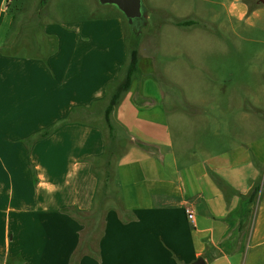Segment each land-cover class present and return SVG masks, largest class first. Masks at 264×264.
Wrapping results in <instances>:
<instances>
[{
    "label": "crops",
    "instance_id": "0c3cea01",
    "mask_svg": "<svg viewBox=\"0 0 264 264\" xmlns=\"http://www.w3.org/2000/svg\"><path fill=\"white\" fill-rule=\"evenodd\" d=\"M11 1L0 0V264H192L199 257L206 264H264V187L251 197L259 173L251 165V141L241 155L235 148L226 156L216 131L211 151L201 143L199 158H185L174 149L170 116L157 99L148 109L133 102V80L110 122L125 135L135 129L147 148L126 146L113 161L115 205L103 213L94 249L89 242L82 247L83 229L99 215L93 214L101 185L95 164L108 143V132L82 114L95 101L104 110L126 49L104 56L97 48H78L79 29L62 32L47 64L18 58L11 48L25 44L8 42ZM247 2L257 3L248 9ZM262 4L231 0L227 13L241 19ZM160 127L164 140L157 136ZM185 205L193 209L194 224Z\"/></svg>",
    "mask_w": 264,
    "mask_h": 264
},
{
    "label": "rangeland",
    "instance_id": "374dc122",
    "mask_svg": "<svg viewBox=\"0 0 264 264\" xmlns=\"http://www.w3.org/2000/svg\"><path fill=\"white\" fill-rule=\"evenodd\" d=\"M230 1L143 0L147 22L131 28L115 6L102 5L98 0H44L42 4L41 0H12L8 11L15 18L8 42L25 44L11 48L14 56L40 60L43 64L54 55L60 35L66 31L82 29L78 48H97L99 53L106 52L104 56L112 54L113 51L108 52L112 48L126 49V61L129 50L136 46L138 70L132 77L131 93L136 90L133 102L148 109V102L157 99L156 106L164 110L166 117L170 116L167 123L174 149L178 154L184 152L185 158H199L205 143L211 151L218 140L216 131L220 134L221 128L224 133L221 137L218 134V138L226 156H231L230 150L235 148L241 155L250 140L251 165L259 172V194L264 187V5L254 15L250 11L237 19L227 13ZM255 3L247 2L248 9ZM185 20L195 24H178ZM110 28L112 32L105 34ZM126 61L121 63L113 83L123 78ZM98 71L96 64L94 74ZM128 96L126 92L118 104ZM145 100L148 102L143 103ZM102 107L103 102H92L91 112L82 115L107 132ZM111 124L116 137L111 147L113 163L126 146L132 145V140L140 138L135 129L125 135L114 120ZM248 127L250 133L242 131ZM157 136L164 140L163 127L158 128ZM95 166L101 175V187L106 173L104 160L97 161ZM108 171L112 180L113 164ZM100 187L97 200L103 202L97 208L101 211L95 225L90 227L87 223L82 231L83 248L89 242L94 249L103 213L117 199L113 182L109 184L112 189L106 195L108 198H101ZM86 219L82 218L83 223L88 222Z\"/></svg>",
    "mask_w": 264,
    "mask_h": 264
},
{
    "label": "trees",
    "instance_id": "16d2710c",
    "mask_svg": "<svg viewBox=\"0 0 264 264\" xmlns=\"http://www.w3.org/2000/svg\"><path fill=\"white\" fill-rule=\"evenodd\" d=\"M11 2H9L7 4L8 9H9L8 6ZM43 2H44V0H41L40 4H42ZM12 17L14 20V18H15L14 15H12ZM178 24L182 25V26H186V25L195 24V22L191 21V20H185V21L178 22ZM137 64H138V54H137V49L135 46L129 50V58H128V61H127L126 67H125L123 78L121 80L117 81L116 83H112L111 85H109L108 100H107V103H106L105 108L103 110V118H104V121L108 127V130H107V132H108L107 133L108 134V143H107V146L105 147V152L103 154V160H104V164L106 167V173H105V176L103 177L102 186L100 187L101 191H102V193H101L102 197L101 198H103V197L108 198V197H106V195L108 194L109 184H110V180H111V176H110L111 172L108 171V167L112 165L111 147H112L113 143L114 144L116 143V138L113 136V133H112V124L110 122V115H111L112 110L116 107V105L120 102L121 98L125 95V93L129 89V87L131 85L133 74L135 73V71L137 69ZM134 100H135V102L137 101L136 97ZM147 102H148V100L143 101V103H147ZM148 103H152V100H150V102H148ZM67 121H68V118L60 120L57 124L52 125V126L48 127L47 129L37 133L35 136L32 137V140H30V141H33L36 138L45 137V136L49 135L55 129L56 126H58L59 124H62L64 122H67ZM131 139H132V137H131ZM132 141H133L132 144H136L138 146L147 148V145L144 144L143 142H141L140 140H132ZM108 172H110V173H108ZM258 190H259L258 186H255L251 190L250 194H251L252 198H254L257 195ZM102 201H103V199L99 203H101ZM71 211L79 218H83L85 215L76 209H72ZM99 212H100V209L96 208V210H95V212H93V214L94 213L98 214Z\"/></svg>",
    "mask_w": 264,
    "mask_h": 264
},
{
    "label": "water",
    "instance_id": "95a60500",
    "mask_svg": "<svg viewBox=\"0 0 264 264\" xmlns=\"http://www.w3.org/2000/svg\"><path fill=\"white\" fill-rule=\"evenodd\" d=\"M98 2L102 5L115 6L125 16L131 28L138 21H142L143 24L147 22V10L143 0H98ZM192 264H206V262L199 257Z\"/></svg>",
    "mask_w": 264,
    "mask_h": 264
},
{
    "label": "built area",
    "instance_id": "2783aa9c",
    "mask_svg": "<svg viewBox=\"0 0 264 264\" xmlns=\"http://www.w3.org/2000/svg\"><path fill=\"white\" fill-rule=\"evenodd\" d=\"M184 210H185V213H186V216L188 218V220L194 224V212H193V209L189 206V205H185L184 206Z\"/></svg>",
    "mask_w": 264,
    "mask_h": 264
},
{
    "label": "flooded vegetation",
    "instance_id": "af4514ba",
    "mask_svg": "<svg viewBox=\"0 0 264 264\" xmlns=\"http://www.w3.org/2000/svg\"><path fill=\"white\" fill-rule=\"evenodd\" d=\"M139 24H143V23H142V21H138L136 24H134V25L132 26V28H134L135 26H137V27H138V26H139Z\"/></svg>",
    "mask_w": 264,
    "mask_h": 264
}]
</instances>
